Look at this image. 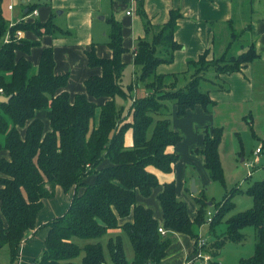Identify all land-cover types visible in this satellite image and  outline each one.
I'll return each mask as SVG.
<instances>
[{
	"label": "trees",
	"instance_id": "1",
	"mask_svg": "<svg viewBox=\"0 0 264 264\" xmlns=\"http://www.w3.org/2000/svg\"><path fill=\"white\" fill-rule=\"evenodd\" d=\"M2 1L0 88L10 98L7 102L0 101V151H6V155L0 156V249L7 246L8 264L17 263L18 246L31 233L37 211L45 198L53 196L56 185L64 189L84 188L81 193L74 192L62 215L44 224L48 231L44 248L35 258L36 264H76L73 258L81 249L82 264H158L170 242L167 232L160 233L158 226L185 233L196 241L193 223H206L209 198L205 189L193 194L196 214L191 219L187 204L175 194L174 181L160 182L152 171L153 168L171 173L179 158L168 149L181 139L170 127V105L176 106L178 115L194 104L209 111L214 101L201 89L204 75L209 71L218 75L240 70L256 57L253 45L234 54L229 44L220 56L212 58L208 57V49L203 50L197 59L187 61L192 69L190 79L184 86L176 87V72L157 71L160 63L172 62L174 50L181 47L174 39V30L182 15L171 9L168 20L152 32L150 39L137 40L133 63L140 71L123 89L118 83L125 67L121 60L125 50L121 24L110 17L105 43L111 55L100 57L94 44L91 45L85 52L88 64L99 66L101 72L88 76L84 80L85 91L70 97L65 89L68 74L54 73L52 47L41 48L34 66L27 55L32 46L39 44L38 39L15 35L17 30H31L37 37L65 31L52 17L43 22L20 20L10 24L2 13ZM138 13L145 30H151L140 4ZM248 29L249 26L243 32ZM230 30L233 39L239 35ZM88 96L106 99L97 104ZM116 97H129L126 111L116 103ZM41 109H46L48 127L36 114ZM128 131L130 143H126ZM221 134L220 127L204 129L203 147L193 150L203 157V167L213 181L222 180L218 154ZM105 159L109 164L101 166ZM90 174H94V181L86 183L84 179ZM159 186L162 224L149 207L136 202L137 193L148 196ZM246 192L252 205L244 211L226 216L234 208L230 193L214 203L216 209L207 224L211 232L220 223L225 230L200 246L211 258L219 255L225 242L241 241L242 228L253 226L256 239L253 253L240 258L239 263L264 264V179L253 180ZM128 216L131 220L121 227L132 246L131 262L126 259L119 235L108 239L109 262L100 242L80 246L73 239L100 236L117 227L119 218ZM207 264L220 263L211 259Z\"/></svg>",
	"mask_w": 264,
	"mask_h": 264
},
{
	"label": "crops",
	"instance_id": "2",
	"mask_svg": "<svg viewBox=\"0 0 264 264\" xmlns=\"http://www.w3.org/2000/svg\"><path fill=\"white\" fill-rule=\"evenodd\" d=\"M5 1H7L6 19L10 23L20 20L43 22L52 17L53 21L65 31L64 34L43 33L37 37L31 30H19L18 37L38 39L39 44L32 46L27 55L34 66L38 62L41 48L52 47L54 73L68 74L65 89L70 97L75 93L85 91L84 80L88 76L101 72L99 66H89L88 64L85 52L91 48V45L94 44L98 56L109 57L111 55V49L105 43L110 27L108 22L110 17L121 24L122 44L125 48L121 53V60L125 64L120 78L122 85L130 82L136 75L135 70L140 71V68L133 63L137 40L139 38L150 39L152 32L168 20L171 9L178 10L182 15L177 20L174 30V39L181 44V47L174 50L172 62L158 65V72H176L177 76L182 72H188L190 79L192 69L188 66L187 61L197 59L203 50L208 49V57L212 58L220 56L229 44L231 52L234 54L245 51L249 44L253 45L256 57L244 64L240 70L218 75L214 72L204 75L202 83L206 84L207 88L201 89L206 90L214 101V105L209 111L200 104H194L187 108L183 114L178 115L176 106L172 105L171 115L173 116L170 115V127L181 136L180 141L174 146L168 147L179 156L173 166V171L177 169L178 177L183 178L182 182L178 179L176 183L175 180V194L178 198L189 201V197H193L190 187H186L187 182L190 183L192 179L195 181V187L196 183L198 186H202L196 187V192L203 188L207 191L204 185L210 181V177L203 167V157L201 154L193 152L194 149L203 147L204 129L229 128L232 133L237 135L244 129L243 125L246 123L251 128L253 135H257L259 139L262 137L260 134L254 133L253 123L258 122L259 125L262 122V129H264V0ZM139 4L150 23L151 30L149 29V31L145 30L143 19L138 13ZM247 26L249 29L243 32ZM230 28L236 34L239 33L234 39L230 35ZM125 74L127 79L122 82V77ZM88 98L97 104L106 99L104 97L95 99L90 96ZM45 111L46 109H41L36 114L44 120L45 126L48 127ZM261 135H264V132ZM222 139L221 137L218 145L220 156L224 150ZM263 140L264 138L260 141ZM130 142L131 132L128 131L126 143ZM236 144L237 141L230 139V148L233 152L237 151ZM260 151L261 149L258 152ZM1 155H6V151H0ZM183 159L192 168L188 172L185 171L186 166L183 164ZM107 164L109 161L105 159L101 166ZM152 171L156 173L160 182L174 181L173 171L165 173L153 168ZM94 178V174H90L85 177L84 181L92 183ZM83 188V186H72L64 189L60 185L54 187L53 196L45 198L42 207L37 211L35 226L31 233L18 246V264H23V255L34 259L38 257L44 248V239L48 231V227L44 224L62 215L74 192L81 193ZM160 190V186L155 187L148 196L137 193L136 202L149 207L159 224H162V211L157 198ZM207 203L212 202L209 200ZM193 208L195 211V207ZM130 220L131 216L119 218L118 227H121L123 222ZM193 232L195 233L194 229ZM212 233L209 230L211 236H205L206 242L212 238ZM167 236L170 238V242L165 256L158 264H188L189 262V264H193L195 250L198 249H196L195 237L173 231H168Z\"/></svg>",
	"mask_w": 264,
	"mask_h": 264
},
{
	"label": "rangeland",
	"instance_id": "3",
	"mask_svg": "<svg viewBox=\"0 0 264 264\" xmlns=\"http://www.w3.org/2000/svg\"><path fill=\"white\" fill-rule=\"evenodd\" d=\"M7 1H2V13L4 17H7V12L5 10ZM4 6V7H3ZM21 31V30H20ZM57 34V33H56ZM22 38V37H21ZM136 76L139 74L138 70H135ZM212 73V71H209L207 75ZM127 79V75L125 74L122 77V82H124ZM133 79V77H132ZM131 79V81H132ZM189 79V73L182 72L177 76V82L176 87L184 86ZM119 85L122 86L123 89H125V86L122 85L119 80ZM129 83V82H128ZM201 88L205 89L206 84L202 83ZM139 92V91H137ZM116 103L119 106H122L124 110L126 111L128 107L130 106V99L127 98H121L116 97ZM173 106L170 105V109L173 110ZM173 116V115H171ZM253 131L254 133L260 134V139L257 135H253V132L251 131V128H249L248 124L244 123L243 130L239 132V134L232 133L231 129H226L223 127L221 128L222 134L221 137L224 141L223 146V153L222 156L219 155L221 168H222V180H211L204 185V187L207 188L206 194L208 196V200H210L212 203L208 204L207 209L210 211L215 210L214 203L220 201L223 199L224 195L227 193H230L231 201L234 203V208H232L227 214L230 215L233 212H240L244 211L251 207L252 205V198L251 196L246 192V189L251 184V182L255 179H263L264 178V144L263 141L260 140L264 138V135H261L264 131L263 123L260 122L258 125V122L253 123ZM235 137V138H234ZM230 139L233 141H237V151L233 152L230 148ZM221 140V138H220ZM258 146V150H256V147ZM232 147V145H231ZM261 149L260 152H258ZM219 154V151H218ZM184 160V159H183ZM186 168L185 171H189L192 169L190 166H188L187 161L184 160L183 163ZM193 173V170L191 171ZM173 179L174 183L176 180L180 179L178 177V170L174 169L173 171ZM182 179H180V182H182ZM181 184V183H180ZM182 187V186H180ZM190 187V183L187 182V186ZM196 187H202L201 185H197ZM238 187V188H237ZM234 188V191H231ZM236 189V190H235ZM199 191V190H198ZM197 191V192H198ZM196 191L193 194L197 193ZM206 196V197H207ZM188 207V213L190 215V218L193 219L196 211H194L195 207L194 201L192 198L189 197V201H185ZM196 235L198 236L197 239H203L205 240V236H211L209 235V224L201 223L200 225L197 223H193L192 225ZM225 230L224 224L217 225L212 233V238H214V235L220 236L222 232ZM169 231V230H168ZM167 231V232H168ZM243 233V239L238 242L233 241H227L225 242L223 248L220 251V254L217 257L210 258L212 259V262H217L220 264H240L239 260L240 258H248L251 256L254 250V245L256 242L255 239V233L253 226H246L241 229ZM119 235L120 241L122 243L123 251L125 253L126 259L128 262H131L133 258V250L130 243V240L128 238V235L126 231L122 227H115V228H109L105 233H103L100 236L97 237H91V238H80V237H73L74 241L78 243L80 246H82L86 242H100L103 248V254L105 257V260L107 262L110 261L109 257V251H108V239L114 238L115 236ZM210 239V240H211ZM197 246V245H196ZM198 246L196 247V249ZM195 253L198 254V251L195 250ZM83 255V250L81 249L77 256L73 258V261L76 264H82L81 257ZM23 264H27L28 262H34V258H30L28 255H23ZM0 263L1 264H8L9 263V257H8V251L7 246H3L0 249ZM18 264V261L17 263Z\"/></svg>",
	"mask_w": 264,
	"mask_h": 264
},
{
	"label": "built area",
	"instance_id": "4",
	"mask_svg": "<svg viewBox=\"0 0 264 264\" xmlns=\"http://www.w3.org/2000/svg\"><path fill=\"white\" fill-rule=\"evenodd\" d=\"M9 7H10V5H9ZM129 12V11H128ZM127 12V13H128ZM10 23V22H9ZM10 24H13V23H10ZM19 33H20V31L19 30H17L16 32H15V35H16V37H18V35H19ZM7 37V36H6ZM0 94H2V90H1V88H0ZM258 150V149H257ZM214 211L215 210H213V211H210L209 209H207L206 210V224L207 223H209L210 221H211V218H212V215H213V213H214ZM158 231L160 232V233H165V232H167V230L163 227V226H158ZM206 241H203V239H196V245L198 246V249H197V251H198V254H196L195 255V262H194V264H207L208 262H209V260H210V256L208 255V254H205V253H203L201 250H200V246L203 244V243H205ZM190 263V262H189ZM188 263V264H189ZM191 263H193V262H191ZM31 264H36L35 262H32ZM146 264H151L150 262H147Z\"/></svg>",
	"mask_w": 264,
	"mask_h": 264
},
{
	"label": "water",
	"instance_id": "5",
	"mask_svg": "<svg viewBox=\"0 0 264 264\" xmlns=\"http://www.w3.org/2000/svg\"><path fill=\"white\" fill-rule=\"evenodd\" d=\"M9 98H10V96H6V95H3V94H0V101H2V102H7L9 100ZM190 191L192 193H194L196 191L194 179H192L191 182H190Z\"/></svg>",
	"mask_w": 264,
	"mask_h": 264
}]
</instances>
